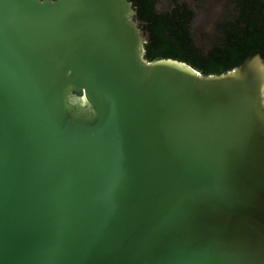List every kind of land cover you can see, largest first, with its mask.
<instances>
[{
  "label": "water",
  "instance_id": "obj_1",
  "mask_svg": "<svg viewBox=\"0 0 264 264\" xmlns=\"http://www.w3.org/2000/svg\"><path fill=\"white\" fill-rule=\"evenodd\" d=\"M131 0H0V264H264V59L146 60Z\"/></svg>",
  "mask_w": 264,
  "mask_h": 264
},
{
  "label": "trees",
  "instance_id": "obj_2",
  "mask_svg": "<svg viewBox=\"0 0 264 264\" xmlns=\"http://www.w3.org/2000/svg\"><path fill=\"white\" fill-rule=\"evenodd\" d=\"M135 20L147 38L146 60L184 62L204 76H220L248 58L264 59V0H228L207 38L194 28L195 4L205 0H131ZM164 2V4H163Z\"/></svg>",
  "mask_w": 264,
  "mask_h": 264
},
{
  "label": "rangeland",
  "instance_id": "obj_3",
  "mask_svg": "<svg viewBox=\"0 0 264 264\" xmlns=\"http://www.w3.org/2000/svg\"><path fill=\"white\" fill-rule=\"evenodd\" d=\"M227 1L228 0H205L203 3L195 4L193 7L197 13L194 28L197 33H202L207 36V38L201 40L200 44L202 46H208V36L213 34L215 24L224 12Z\"/></svg>",
  "mask_w": 264,
  "mask_h": 264
}]
</instances>
